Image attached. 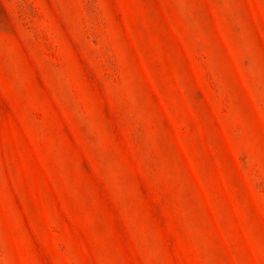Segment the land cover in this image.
<instances>
[{
	"label": "rangeland",
	"instance_id": "1",
	"mask_svg": "<svg viewBox=\"0 0 264 264\" xmlns=\"http://www.w3.org/2000/svg\"><path fill=\"white\" fill-rule=\"evenodd\" d=\"M0 264H264V0H0Z\"/></svg>",
	"mask_w": 264,
	"mask_h": 264
}]
</instances>
